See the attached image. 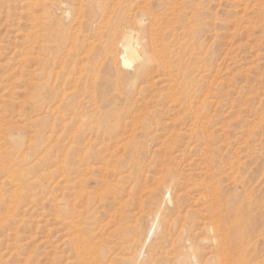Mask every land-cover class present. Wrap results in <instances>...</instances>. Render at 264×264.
Masks as SVG:
<instances>
[{"label":"rangeland","instance_id":"rangeland-1","mask_svg":"<svg viewBox=\"0 0 264 264\" xmlns=\"http://www.w3.org/2000/svg\"><path fill=\"white\" fill-rule=\"evenodd\" d=\"M169 1L0 0V264H264V0Z\"/></svg>","mask_w":264,"mask_h":264},{"label":"bare ground","instance_id":"bare-ground-1","mask_svg":"<svg viewBox=\"0 0 264 264\" xmlns=\"http://www.w3.org/2000/svg\"><path fill=\"white\" fill-rule=\"evenodd\" d=\"M43 1V0H42ZM96 1L97 0H88V4L89 6H94L96 4ZM169 1V0H168ZM170 2V1H169ZM52 5V4H51ZM173 5V4H172ZM106 5L104 6L102 4V13L99 14V18L102 19L104 18V16H106V9H105ZM44 10V9H43ZM54 11V10H53ZM98 18V19H99ZM155 18V17H154ZM98 19L96 20H93V21H90L89 24L91 26H94L96 24H98ZM153 23V22H152ZM152 25V24H151ZM92 28V27H91ZM94 29V28H93ZM147 31V35L149 37V41L147 44L144 45L143 49L140 50V48L137 47V42L135 40V36L137 35H133L132 30H129L125 37L126 39L124 41H121L120 43V48H118L117 46L115 47V45L113 44V46L116 48V50L112 49L113 51H115L112 59L111 60V64L108 65V68L113 72V74L115 75V78L117 79V81H123V82H126L127 85H134L135 82H137V80H141L140 78H143L147 75L148 73V70L152 67V66H155V67H159L160 69H166L168 68V65H166V63L164 62L163 60V50L160 49V48H156V45L154 44V39L153 37L151 36V34L153 33V29L152 27H150ZM123 32V31H122ZM123 33H121L122 35ZM58 36V35H57ZM122 39V37H121ZM112 46V45H111ZM111 48V47H110ZM113 48V47H112ZM118 48V49H117ZM167 49V48H166ZM110 50V49H108ZM63 52V51H62ZM108 52V51H107ZM166 52V51H165ZM110 54V52H109ZM57 55V54H55ZM108 55V54H107ZM112 56V54H110ZM165 56V54H164ZM109 58V57H108ZM107 59V58H106ZM98 60V58H97ZM108 61V60H107ZM65 62V61H64ZM94 62V61H93ZM133 62H135V64H133ZM96 63V61H95ZM92 64V63H91ZM133 64V66L131 67V73L128 75L127 73H124L125 71L123 69H121V65L125 66V67H130L131 65ZM154 67V68H155ZM88 69V68H87ZM107 70V69H105ZM154 70V69H153ZM152 70V71H153ZM89 71L90 73H88L89 75H87V77H85L84 79V82L86 83L87 80H89L90 84H94V74H95V64H92L90 67H89ZM105 72V71H104ZM70 74V73H69ZM106 75H102L101 76V79L102 78H105ZM80 78V76L78 77ZM144 79V78H143ZM116 81V82H117ZM96 83V82H95ZM139 83V82H138ZM121 85V82L119 83ZM85 85V84H84ZM95 85V84H94ZM93 86V85H92ZM88 87V86H87ZM123 89V88H122ZM121 89V90H122ZM124 92V91H122ZM141 92V91H140ZM125 95L127 93H130L129 91H126L124 92ZM36 94V93H35ZM37 95V94H36ZM35 95V96H36ZM188 97V96H187ZM36 98V97H34ZM95 98V97H93ZM184 98V97H183ZM90 100V99H89ZM92 101V100H91ZM186 101V100H185ZM93 103V102H92ZM95 103V102H94ZM92 106V105H91ZM69 152V151H68ZM82 153V152H81ZM85 163V162H84ZM78 167V166H77ZM81 174V173H79ZM14 180V179H13ZM79 180V179H78ZM81 181V180H79ZM81 185V184H80ZM79 185V186H80ZM76 186V185H75ZM67 188V187H66ZM71 188V187H70ZM19 189V188H18ZM77 189V188H76ZM78 196V195H77ZM221 201V199L219 200V202ZM232 212V211H231ZM227 213V212H226ZM225 212H222L221 213V216H225ZM226 217V216H225ZM155 218V217H154ZM229 218V217H228ZM246 218V214L243 213L242 211L240 210H236L232 213V220L233 222L237 223V225L235 224V227L237 228V234L238 236L235 237V239H233L235 241V244L237 246H239L238 244L240 243V239L242 238L241 235H243V232L244 230L242 229L243 226L240 227V223H242V221ZM165 219V218H164ZM246 220V219H245ZM244 222V221H243ZM77 225V224H76ZM78 227V226H77ZM136 227V226H135ZM133 228V227H132ZM158 228V222H157V219L155 221H153L151 223V226L148 230V234H152L153 235V232H155L154 230ZM164 228V227H163ZM168 228V227H167ZM244 228V227H243ZM140 229V228H139ZM129 231V229H128ZM157 231V230H156ZM139 232V230H138ZM77 233V232H76ZM83 233V232H82ZM134 235V234H132ZM151 236V235H150ZM81 238V237H79ZM139 238V236H138ZM146 238V236H145ZM146 240V239H145ZM233 241V242H234ZM138 242V241H137ZM144 242V241H143ZM146 242V241H145ZM192 242V241H191ZM184 243V242H183ZM91 245V244H90ZM90 245L88 244V248H91ZM234 245V244H232ZM86 246V245H85ZM140 247V245H138ZM183 246V245H182ZM128 247V246H127ZM190 247V246H189ZM235 247V245H234ZM77 248V247H76ZM84 248V247H83ZM81 248V250L83 249ZM141 248V247H140ZM139 248V249H140ZM152 248V247H151ZM85 249V248H84ZM83 249V250H84ZM173 249V248H172ZM78 250V248H77ZM87 250V249H86ZM90 252V251H89ZM98 253V252H97ZM89 254V253H88ZM93 254V253H92ZM142 254V252H141ZM140 254V255H141ZM98 255V254H97ZM96 255V256H97ZM81 256V255H80ZM143 256V255H142ZM140 256V257H142ZM79 256H77L78 258ZM101 257V255H100ZM194 257V256H193ZM196 257V256H195ZM102 258V257H101ZM137 258V257H136ZM192 258V256H191ZM96 259V258H95ZM99 259V258H98ZM86 260V259H85ZM100 260V259H99ZM135 260V259H134ZM192 261V260H191ZM190 262V261H189ZM188 262V263H189ZM196 264V263H194Z\"/></svg>","mask_w":264,"mask_h":264}]
</instances>
